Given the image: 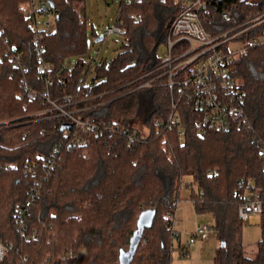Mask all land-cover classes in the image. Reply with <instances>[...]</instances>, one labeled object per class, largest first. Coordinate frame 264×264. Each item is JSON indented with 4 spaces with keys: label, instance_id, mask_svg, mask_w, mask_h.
Listing matches in <instances>:
<instances>
[{
    "label": "trees",
    "instance_id": "obj_1",
    "mask_svg": "<svg viewBox=\"0 0 264 264\" xmlns=\"http://www.w3.org/2000/svg\"><path fill=\"white\" fill-rule=\"evenodd\" d=\"M51 1L56 26L44 31L43 57L55 79L53 97L61 102L60 96L70 93L78 102L74 107L84 108L79 116L128 127L146 125L148 131L135 142L112 130L93 134L88 156L81 154L84 145L64 146L60 165L47 179L38 177L40 193L27 220L29 227L37 228L38 237L25 241L14 211L40 182L26 176L22 164L68 140L65 132L72 122L43 112L42 99L30 100L26 91V82L38 90L46 85L32 42L30 0H0V238L15 244L2 264H121L120 249H128L138 217L148 208L157 214L130 264H172L171 223L188 176L197 213L214 215L210 226L225 242L217 249L216 264H264V206L254 257L246 253L239 216L250 182L260 188L264 202V43L249 46L233 67L245 91L242 124L201 135L188 110L183 112L181 134L178 127L157 129L153 123L169 112L167 86L129 92L126 84L160 64L158 48L166 43L171 22L186 0H119L117 17L126 27V43L113 59L97 63L88 83L90 64L82 77L86 60L81 58L71 68L66 65V59L86 50L87 22L78 8L85 0ZM263 13L264 0H205L200 17L205 29L218 35L248 26V20ZM133 14L142 18L135 20ZM263 32L264 20L236 39L246 42ZM80 246L87 254L67 262L61 259L69 248L77 251Z\"/></svg>",
    "mask_w": 264,
    "mask_h": 264
},
{
    "label": "built area",
    "instance_id": "obj_2",
    "mask_svg": "<svg viewBox=\"0 0 264 264\" xmlns=\"http://www.w3.org/2000/svg\"><path fill=\"white\" fill-rule=\"evenodd\" d=\"M130 1V0H128ZM205 5V0H186L183 8L175 16L169 27L166 40L167 50L161 56V62L155 68L130 80L127 91H135L140 88L156 87L165 85L169 88L170 109L165 118H154V126L157 129L178 127L180 133H184L182 116L184 111L192 110L195 124L201 135L208 130L216 129L228 131L239 126L245 119V108L243 101L245 91L240 81L235 77L233 67L241 55H244L249 46L260 45L263 42L259 37L254 36L246 42L236 39L250 26L264 20L263 15L248 20V26L233 28L218 35L210 34L204 27L200 12ZM28 15L33 17L34 33L32 42L38 57V72L44 79L46 85L42 90L35 89L26 82L25 88L30 100L41 98L45 109L43 112L52 113L56 116H65L72 122V128L67 129L66 141H60L54 146L50 153L43 155L38 160L25 161L22 164L24 173L28 177H35L36 180L47 179L51 172L57 168L62 160V149L72 144L84 145L88 148L91 135L102 134L105 130L123 133L130 141H139L146 137L148 127L146 125H133L128 127L119 121H97L90 117L77 115L84 108H76L78 102L70 93H65L58 98L52 95V87L55 79L52 76L50 64L44 61L45 45L43 43L44 31L55 28V14L48 0L39 1L37 5L33 0L27 5ZM135 20L142 18L141 14H133ZM245 25L242 24L241 26ZM113 33L125 36L126 27L122 19H116L115 24L106 25L103 37ZM99 36V34H98ZM97 36V37H98ZM101 61H89L92 70H95L97 63ZM62 83L66 80L62 78ZM85 82L88 83L86 77ZM17 164H13L16 167ZM215 171V170H214ZM35 186L27 202L16 207L14 217L18 230L25 241H31L38 237L37 228H31L28 224V215L31 211L37 196L40 193V186ZM39 184V183H38ZM264 202L261 197L260 188L250 182L248 191L245 193L239 207V216L248 219L251 214H261ZM173 238H178L181 244V232L175 228V217L171 223ZM214 229L209 224H197L196 231L188 238L182 248V253H187V248L194 243L196 237L207 239ZM15 248L12 241L0 238V264L6 256ZM87 254V248L80 246L76 251L69 248L61 255L65 262L78 255ZM23 261L29 258L23 253Z\"/></svg>",
    "mask_w": 264,
    "mask_h": 264
},
{
    "label": "rangeland",
    "instance_id": "obj_3",
    "mask_svg": "<svg viewBox=\"0 0 264 264\" xmlns=\"http://www.w3.org/2000/svg\"><path fill=\"white\" fill-rule=\"evenodd\" d=\"M37 5L39 0H33ZM78 8L84 13L87 22V44L86 50L82 55H75L66 59V65L71 68L81 58L86 60V64L82 70V77L85 76L88 70L89 61L111 60L121 51L122 46L126 43V38L123 34L113 33L109 36H104L102 40L97 41V32L103 34L106 25H113L116 22L120 9L119 0H85L78 4ZM54 29V25L51 26ZM259 39L264 43V32L259 35ZM167 50V44L162 43L158 48V54L162 55ZM94 76V71L88 72L86 75L87 81H90ZM142 123L140 118L139 124ZM89 148L81 150V154L88 156ZM190 176L185 178V181L180 190V199L175 212V228L181 232V244L178 238L173 241L172 264H216L215 255L217 249L221 246V240L217 233L213 232L207 239L196 237L194 243L187 248V253H182L183 246L187 243L188 238L196 231L197 222L200 224L214 223V215L211 213H197L195 204L190 199L191 188L187 183L190 181ZM196 187L195 185H193ZM261 214H251L248 219H243V234L242 240L245 246L246 253L254 257L258 252V242L262 236L261 229ZM127 244L125 248H128Z\"/></svg>",
    "mask_w": 264,
    "mask_h": 264
},
{
    "label": "water",
    "instance_id": "obj_4",
    "mask_svg": "<svg viewBox=\"0 0 264 264\" xmlns=\"http://www.w3.org/2000/svg\"><path fill=\"white\" fill-rule=\"evenodd\" d=\"M51 7H54V3L51 0H48ZM103 39V34H100L96 40L100 41ZM157 210L154 208H148L143 210L137 220V228L134 231L133 235L130 238V245L128 249L121 248L120 249V263L121 264H130L134 258V255L139 247V244L143 238L144 231L147 227H151L153 225L154 219L156 217ZM221 245L224 246L225 242L222 241Z\"/></svg>",
    "mask_w": 264,
    "mask_h": 264
},
{
    "label": "crops",
    "instance_id": "obj_5",
    "mask_svg": "<svg viewBox=\"0 0 264 264\" xmlns=\"http://www.w3.org/2000/svg\"><path fill=\"white\" fill-rule=\"evenodd\" d=\"M199 222H197V224H198Z\"/></svg>",
    "mask_w": 264,
    "mask_h": 264
}]
</instances>
